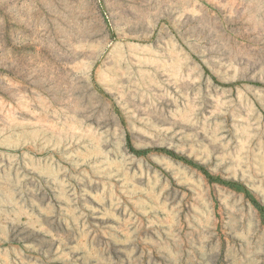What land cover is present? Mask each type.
I'll list each match as a JSON object with an SVG mask.
<instances>
[{"label": "rangeland", "instance_id": "obj_1", "mask_svg": "<svg viewBox=\"0 0 264 264\" xmlns=\"http://www.w3.org/2000/svg\"><path fill=\"white\" fill-rule=\"evenodd\" d=\"M0 264H264V0H0Z\"/></svg>", "mask_w": 264, "mask_h": 264}, {"label": "trees", "instance_id": "obj_2", "mask_svg": "<svg viewBox=\"0 0 264 264\" xmlns=\"http://www.w3.org/2000/svg\"><path fill=\"white\" fill-rule=\"evenodd\" d=\"M128 145H129L130 150H134L133 146L131 145L130 142H128ZM138 152H140V151H138ZM164 152L170 154L172 157H174L176 159L185 160L186 162H191V161L188 160V158H186L184 156H180V155L176 154L175 152H172V151H169V150H165Z\"/></svg>", "mask_w": 264, "mask_h": 264}]
</instances>
